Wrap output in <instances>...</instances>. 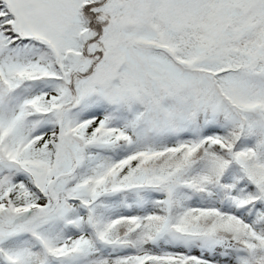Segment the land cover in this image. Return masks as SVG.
<instances>
[{
  "label": "snow or ice",
  "instance_id": "snow-or-ice-1",
  "mask_svg": "<svg viewBox=\"0 0 264 264\" xmlns=\"http://www.w3.org/2000/svg\"><path fill=\"white\" fill-rule=\"evenodd\" d=\"M0 264H264V0H0Z\"/></svg>",
  "mask_w": 264,
  "mask_h": 264
}]
</instances>
